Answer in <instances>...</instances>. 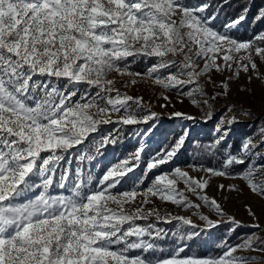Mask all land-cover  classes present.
Segmentation results:
<instances>
[{"label":"snow or ice","instance_id":"1","mask_svg":"<svg viewBox=\"0 0 264 264\" xmlns=\"http://www.w3.org/2000/svg\"><path fill=\"white\" fill-rule=\"evenodd\" d=\"M228 3L222 0L218 8ZM211 7V0L195 4L186 0H0V264H264V236L259 234L264 230L259 224L252 225L257 231L240 243L224 244L218 256L181 257V248L170 257L153 258L150 253L157 247L155 241L163 238L162 230L135 223L149 216L161 219L156 209L144 208L151 203L149 195L199 208L184 190L177 189L183 183L217 216L223 217L224 212L215 198L204 193L208 181L179 167L156 176L140 204L126 208L136 203V189H113L138 166L143 145L111 167L95 190L90 174L86 177L77 167L73 176L70 170L73 158L79 163L94 159L87 154L72 157L71 150L84 144L100 124L134 125L158 118L155 112L139 117L137 113L146 107L143 98L122 94L109 78L111 73L131 77V84L138 78L167 91L176 90L196 106H208L221 95L195 98L207 96L200 81L213 70L232 73L227 80L250 71L249 82L253 76L264 80L256 60L264 64V34L249 41L228 34L246 19L248 9L221 32L213 27L216 14H207ZM260 12L257 18L264 19V9ZM139 56L155 58L156 63L144 73L130 71L129 58ZM208 82L228 94L226 81L216 84L209 76ZM80 85L85 86L82 92ZM78 93L79 99H74ZM171 116L194 119L181 112ZM187 135L185 132L170 149L148 162L147 171L176 156ZM223 140L221 135L215 144ZM114 142L109 134L99 147ZM261 145L264 128L258 142L248 138L240 154H226L221 168L189 167L229 177L228 169L240 165L244 170L232 178L242 180L251 193L264 198V163L253 160H264V153L256 151ZM65 162L69 167H62ZM54 187L67 194L52 195ZM218 188L224 190L225 186ZM228 190L238 191L235 185ZM171 219L198 227L187 217ZM199 219L205 229L221 222L205 215ZM227 220L241 226L232 216ZM133 250L140 254L130 256Z\"/></svg>","mask_w":264,"mask_h":264},{"label":"rangeland","instance_id":"2","mask_svg":"<svg viewBox=\"0 0 264 264\" xmlns=\"http://www.w3.org/2000/svg\"><path fill=\"white\" fill-rule=\"evenodd\" d=\"M214 0H211L212 6ZM189 4H195L198 0H186ZM216 14V19L213 27L221 32L225 31V25L231 21L220 20L217 16L218 11L215 8H210L207 14ZM242 22L235 28L228 31V34L239 41H249L254 37H241L238 33L241 31ZM138 64H132L133 58H129L130 71L144 73L149 67L156 63L155 58H145L142 56L136 57ZM260 73L264 74V64L256 58ZM203 62H201V66ZM232 73L224 71L223 73L215 72L209 74L211 81L219 84L221 81H226L229 84L227 95H223L222 88H214L209 81V76L201 79L207 96H196L197 100L206 99L217 92L221 95L210 102V105L200 106L194 105L186 96H179L176 90L167 91L159 86L153 85L151 82L139 80L136 84L128 83L132 78L128 76L121 77L115 73H111L109 78L116 81L115 87L122 94H127L133 97H142L143 103L146 106L143 111H139L137 115L143 117L150 112L158 114L155 120H149L147 123H138L134 125L123 124H100L95 133H91L84 144L78 145L71 150V156L77 157L81 154H87L94 157L92 161L85 160L79 163L75 158L71 161L70 170L74 176L77 167H80L86 177L90 174L93 177L91 188L97 187V182L103 175L114 165H117L130 154L135 153L137 149L143 145V151L139 160V164L133 167V171L127 173L122 179V182L113 189V192L130 191L136 189L138 195L135 197V204L125 205L131 210L138 206L144 198L143 194L147 188L153 183L156 176L164 173H171L175 168L179 167L187 171L190 176L200 179L205 178L208 181V186L204 193L215 198L223 209L224 216L219 217L211 210L210 207L198 200L195 195L188 192L183 183L177 184L178 190H184L185 196L192 204L200 205L199 208H186L178 206L171 202H165L157 197L149 195L151 203L145 204L144 208H153L159 212L161 219L155 216H149L146 220H137L135 223L142 227L151 224L153 231L162 230L163 238L155 241L157 247L150 253L153 258L163 259L173 255L177 249H183L180 253L181 257H209L218 256L221 254L222 246L235 245L240 243L248 235H251L257 230L252 227L254 224H259L260 229L264 230V198L254 195L245 186V183L238 179L232 178L236 174H230L229 177L211 176L201 170H193L189 165H203L204 167L221 168L226 154H231V142L236 141V146L241 150L243 142L252 138L254 142L260 139V129L264 128V80L257 79L253 76L251 82L248 76L252 75L251 71L247 74L241 73L239 77L227 80V77ZM127 83V87L124 85ZM71 88V86H70ZM85 86L80 85L79 89L82 92ZM187 91V89H184ZM95 94V89L91 91ZM114 95V93H113ZM163 96H168L166 101ZM74 99H79V93ZM161 105H165L161 107ZM174 112H181L194 119L188 120L183 117H172ZM211 113L210 118L208 113ZM247 113V114H245ZM234 119V122L229 124L228 120ZM113 120L117 117L113 115ZM224 121L221 124V121ZM221 126V131L217 132V126ZM151 130V131H149ZM174 131V136L169 133ZM187 132L188 135L185 143L168 163L159 165L158 167L147 171L146 165L152 161L157 154L164 150L170 149L179 137ZM114 139V143H108L103 147L99 145L103 142L104 137ZM208 135L213 140L214 145L224 146L220 149V156L212 162L201 161L195 158L196 154L189 150L195 136ZM223 135L224 140L220 144H215L219 136ZM171 139V140H170ZM99 147V151H96ZM259 153H264V145L256 149ZM232 155V154H231ZM256 163H264V160L253 157ZM134 163V162H133ZM62 167L67 168L69 165L65 162ZM230 168L228 169V171ZM225 186L224 190L218 188L219 185ZM235 185L238 191H229L228 186ZM88 189H85L87 191ZM67 194L66 190L58 187L52 189V195L61 193ZM30 193L29 195H35ZM248 209L255 215H250ZM208 216L213 221L220 220L221 222L212 229H205L204 222L199 219V215ZM183 216L190 218L198 227L192 228L183 225L180 221L171 219V217ZM232 216L241 226L236 227L235 224L228 222L227 217ZM167 218V219H165ZM264 236V232L259 233ZM131 239H135L134 237ZM222 242L221 244L219 242ZM221 249V250H217ZM205 252V253H204ZM139 250H133L129 253L130 256L139 255ZM252 255L260 256L259 253Z\"/></svg>","mask_w":264,"mask_h":264},{"label":"trees","instance_id":"3","mask_svg":"<svg viewBox=\"0 0 264 264\" xmlns=\"http://www.w3.org/2000/svg\"><path fill=\"white\" fill-rule=\"evenodd\" d=\"M213 2L211 8H215L218 11L217 16L220 20L232 21L243 13L245 7L248 9L245 14L246 19L242 22L241 31L238 33L239 36L255 38L260 34H264V19L257 18L261 14L260 10L264 9V0H229V3L222 9L218 8V5L222 3V0H214ZM132 64L136 66L138 64L137 60H133ZM172 135H175L174 131L169 133V138ZM209 145H214L213 140H211L208 135H199L193 138L189 150L196 154L195 158H197V160L212 162V160H217L220 156V149L224 146L214 145L211 151H206L205 149ZM230 152L232 155L240 154V150L236 146V141L231 142ZM243 170L242 166L233 165L230 167L229 172L230 174H237ZM219 243L221 244L222 242L220 241ZM217 250L219 251L221 249Z\"/></svg>","mask_w":264,"mask_h":264}]
</instances>
